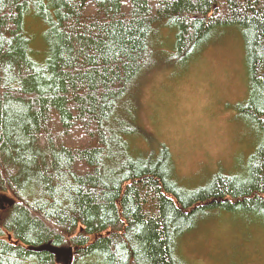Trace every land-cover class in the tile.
<instances>
[{"label":"trees","instance_id":"trees-1","mask_svg":"<svg viewBox=\"0 0 264 264\" xmlns=\"http://www.w3.org/2000/svg\"><path fill=\"white\" fill-rule=\"evenodd\" d=\"M226 25L245 44L247 154L185 180L141 125V82ZM0 193V264H63L32 250L47 242L72 264H191L184 238L221 213L264 227V0H0Z\"/></svg>","mask_w":264,"mask_h":264},{"label":"rangeland","instance_id":"rangeland-1","mask_svg":"<svg viewBox=\"0 0 264 264\" xmlns=\"http://www.w3.org/2000/svg\"><path fill=\"white\" fill-rule=\"evenodd\" d=\"M26 28L37 59L45 58L48 45L38 32L45 26L29 16ZM248 88L242 31L226 25L194 63L144 77L140 122L155 140L170 147L180 177L191 181L220 164L237 165L241 152L247 154L244 144L250 135L236 119V105L247 98ZM0 198L12 199L7 193ZM239 220L247 225L237 215L221 213L203 230L188 234L181 253L191 264H264V227H247Z\"/></svg>","mask_w":264,"mask_h":264},{"label":"water","instance_id":"water-1","mask_svg":"<svg viewBox=\"0 0 264 264\" xmlns=\"http://www.w3.org/2000/svg\"><path fill=\"white\" fill-rule=\"evenodd\" d=\"M9 202V199L6 198H0V208H4L3 202ZM34 251H47L50 252L55 256L57 261L62 262L63 264H72L73 263V258L75 254V250L72 246L68 245H61L57 246L53 244L52 242H47L44 244H41L39 246H35L32 248Z\"/></svg>","mask_w":264,"mask_h":264},{"label":"bare ground","instance_id":"bare-ground-1","mask_svg":"<svg viewBox=\"0 0 264 264\" xmlns=\"http://www.w3.org/2000/svg\"><path fill=\"white\" fill-rule=\"evenodd\" d=\"M57 246H61V245H57Z\"/></svg>","mask_w":264,"mask_h":264}]
</instances>
